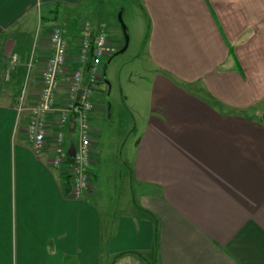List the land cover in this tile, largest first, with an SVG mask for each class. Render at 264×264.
I'll use <instances>...</instances> for the list:
<instances>
[{"label":"crops","instance_id":"1","mask_svg":"<svg viewBox=\"0 0 264 264\" xmlns=\"http://www.w3.org/2000/svg\"><path fill=\"white\" fill-rule=\"evenodd\" d=\"M137 3L153 74L125 179L104 185L91 101L92 185L73 200L25 125L49 32L61 26L74 57L89 4L0 0V264H264V0ZM75 68L59 76L57 106Z\"/></svg>","mask_w":264,"mask_h":264},{"label":"rangeland","instance_id":"2","mask_svg":"<svg viewBox=\"0 0 264 264\" xmlns=\"http://www.w3.org/2000/svg\"><path fill=\"white\" fill-rule=\"evenodd\" d=\"M84 2L89 4L86 20L95 26L100 24L105 27L107 53L100 67L103 79L91 97L97 114L96 119L90 122H93L91 125L95 126L98 133L97 148L102 149L104 185L113 184L118 190L119 183L125 179L126 161L136 138L134 129H139L145 114L148 87L153 74V65L144 47L146 21L137 0ZM89 12L93 13L91 17L88 16ZM118 18L127 37V46L122 53L119 51L124 45V37ZM82 19H77V26L81 27ZM111 22L113 26L109 25ZM113 29H117L118 40L113 36ZM13 57L16 62V55L11 56V61ZM246 114L252 115L251 112ZM72 142H76V132L72 135ZM92 157L97 159L98 156L94 154Z\"/></svg>","mask_w":264,"mask_h":264},{"label":"built area","instance_id":"3","mask_svg":"<svg viewBox=\"0 0 264 264\" xmlns=\"http://www.w3.org/2000/svg\"><path fill=\"white\" fill-rule=\"evenodd\" d=\"M63 28L54 25L49 32L51 54L41 73V87L37 101L29 109L25 125V140L33 155L39 156L49 150L52 157L49 166L67 175L70 180L69 196L79 200L92 185L91 140L89 134L88 114L92 108L91 97L102 81L100 67L107 53V41L101 27L96 34L88 22L81 23V37L78 53L72 57L68 54V45L63 37ZM13 61L15 58L13 57ZM70 61L76 64L71 73L67 87V103L57 106L59 76L65 64ZM85 76V77H84ZM18 106L17 112L21 114ZM57 113L54 130H47L46 121L51 114ZM68 120L75 126L76 142H72V132L67 138L66 124ZM73 144L74 155H68L70 144ZM68 160L70 163H67Z\"/></svg>","mask_w":264,"mask_h":264},{"label":"water","instance_id":"4","mask_svg":"<svg viewBox=\"0 0 264 264\" xmlns=\"http://www.w3.org/2000/svg\"><path fill=\"white\" fill-rule=\"evenodd\" d=\"M118 22L119 24L121 25V29H122V34H123V37H124V45L122 47V49L119 51V53L123 52L125 49H126V46H127V37H126V31H125V28L124 26L122 25L120 19L118 18ZM262 121L264 122V115H262L261 117ZM67 138L69 139L70 138V132L67 133ZM68 155L70 158L73 157L74 155V148H73V144L71 143L70 146H69V149H68Z\"/></svg>","mask_w":264,"mask_h":264},{"label":"trees","instance_id":"5","mask_svg":"<svg viewBox=\"0 0 264 264\" xmlns=\"http://www.w3.org/2000/svg\"><path fill=\"white\" fill-rule=\"evenodd\" d=\"M146 38V36H145ZM67 163H70V161L68 160ZM60 182H61V186H62V193L64 196H69V192H70V180H69V176L67 175H63L60 178Z\"/></svg>","mask_w":264,"mask_h":264}]
</instances>
